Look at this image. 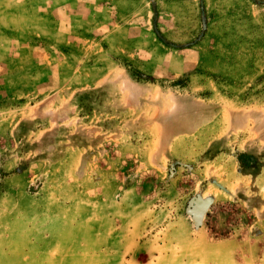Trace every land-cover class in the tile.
I'll return each mask as SVG.
<instances>
[{
	"label": "rangeland",
	"instance_id": "1",
	"mask_svg": "<svg viewBox=\"0 0 264 264\" xmlns=\"http://www.w3.org/2000/svg\"><path fill=\"white\" fill-rule=\"evenodd\" d=\"M0 264H264V0H0Z\"/></svg>",
	"mask_w": 264,
	"mask_h": 264
}]
</instances>
